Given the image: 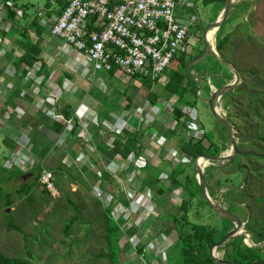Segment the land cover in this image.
I'll return each instance as SVG.
<instances>
[{"label":"rangeland","instance_id":"1","mask_svg":"<svg viewBox=\"0 0 264 264\" xmlns=\"http://www.w3.org/2000/svg\"><path fill=\"white\" fill-rule=\"evenodd\" d=\"M12 1L18 5L16 8H20L21 13L23 12L21 19L16 21L20 26L26 17L30 20L36 15L38 9H55L57 6L56 2L52 3L54 0ZM182 1L183 3L187 1V4L190 3L193 7L187 9L186 4L176 3L173 15L175 18L186 22L192 14L196 15V21L193 22L195 31L189 33L186 39L191 48L186 53L195 57L206 48L202 38L203 28L220 15L224 4L220 7L217 4L205 5L202 0ZM247 1L250 2L233 0L228 16L220 25L215 27L212 44L218 56L226 63L233 65L240 76L236 85L224 91L218 102L215 101V106L219 107L220 113L222 112L233 126L238 153L232 160H212V163L205 166L203 170V181L205 191L216 205L230 210L234 208L235 212H238L243 223V229L247 232V237L242 233L234 238L241 239L248 246L258 247L264 254V239L258 241L255 234L253 236L251 232L245 229V225L250 222V215L255 217L256 214H259L257 211L262 209L261 205L256 204L253 199L260 193L264 195V189H262L264 175L260 179V183L257 184L258 186L253 187L254 183H257V181L254 182L257 180L254 177L256 172L249 171L252 174H250L247 182L244 180L243 171V169L248 171L247 164L249 162L255 163L256 166L262 165L261 157H264V144L258 140L260 135H264V106L259 104L260 102L264 103V0ZM23 5L27 6L23 7ZM39 20L37 17L36 21L39 22ZM211 31L212 28L204 30L205 38H210ZM42 32H44L43 35L47 34L46 30ZM222 37H226L227 41L222 50L218 52L215 44ZM33 39H36L35 35H33ZM182 52H177L174 55L164 70L163 76H168L169 71L177 67V58ZM51 53L42 55L46 57L47 64H45V69L40 75L46 71H51L53 75L55 74L53 78L58 79L64 69V63L60 58H48ZM214 59L211 62L212 58L208 54L196 63L197 65L203 64L202 68L205 73L200 75V94L193 107L197 111L196 123L204 131L203 133L208 132L210 134L219 153L227 154L232 151L227 130L210 112L204 100L213 93L210 85L213 88H220L232 83L235 80V73L218 61L216 57ZM195 70L197 68H194L191 73L195 74ZM70 72L72 77L69 80L66 78L58 82L56 111L62 109L63 105L68 102L73 103L74 107L78 106L83 102L86 93H90L93 98L96 96L97 99L105 98V107L108 106L110 97H105V90L94 87L96 84H92L93 81L83 77L78 69H71ZM95 75L103 79L108 78L101 71H97ZM40 79L41 76L33 79L30 87L26 88L32 87L33 90ZM115 84L121 94L119 103L122 106L121 110H125L127 122L122 134L137 129L135 116L140 121V127L143 128L146 127L143 122L144 118L147 119L150 115L160 119L161 116L162 118H169L166 115L170 112L167 103L163 105L159 116L152 114L153 108L150 107L152 104H158L159 101L165 100L167 102L169 99V94L161 89L163 87L161 84L151 90L143 84H131L126 78L117 80ZM47 87L42 85L41 92H48ZM123 90H125L124 93L121 92ZM152 91L158 97L154 99V102L150 101L152 98L149 92ZM38 97L39 95L30 96L32 109L36 108L33 101ZM193 97V93H189L184 101H190ZM128 100L129 104L124 108ZM255 101L259 103L257 104ZM44 103L48 105V102ZM179 105L183 106L182 102ZM254 106H256L257 112L254 111ZM89 108L94 113L98 111L97 100ZM82 111L84 109L81 107L75 108L73 115L81 123L85 122V137L81 141H70L74 144V150L70 148L69 155L62 161H57L54 158V151L58 147L55 148L53 142L61 141L60 144L64 145L66 135L69 134L67 131L60 138L58 137L59 139L52 137L51 140H47L45 135L35 128L28 132V137L34 143V153L35 149L39 150L42 144L53 145L50 150L51 162L47 163L48 165L43 164L44 166H51L44 169H53L59 196L43 195L42 187L37 186L31 191V207L25 199L15 198V202L6 208L2 196L12 191L22 181L20 179L10 181L4 187L0 183L1 252L9 257L25 258L32 264H110L108 255L110 250L105 240L103 219L99 216L100 210L105 206L110 208L114 218L117 219L119 216L126 219L123 224H119L123 233L119 237L120 247L117 264H168L166 255L174 257L177 253L179 231H189L190 225L194 223L209 225L215 228L217 236L220 235L223 226L222 220L227 218L220 217L209 210L201 201L200 189L195 187V184L198 183L196 159L200 155L192 159L178 149L180 138L186 140L197 138L187 133L186 125L178 122L173 129L169 130L165 127L166 125L170 126V123L165 124V122L155 119L151 122L150 128L152 130L142 133L141 148L136 159H134L133 151L128 152L125 160L109 159L101 156L100 149L103 147L89 156L83 153L84 146L87 139L90 141L93 139L95 145L96 142L97 144H106L117 115L111 113L112 118H114L112 121L99 117L86 121ZM4 112L1 110L0 114V164L2 165L8 155L2 153V149L5 148L2 140L4 136L3 127H5L7 119ZM29 113L28 110L19 119L31 118ZM13 141L18 148H21V144L17 140ZM205 145L208 144L205 142ZM127 146H130L129 143ZM67 147L68 145L63 149L67 150ZM183 156L186 160L182 159ZM131 162L133 165L136 164V176L139 183L155 175L158 169L161 170L159 173L168 175L172 171L171 166L180 163L183 165V180L188 181L192 186L194 196L187 195L183 187L178 185H172L164 195H161L158 190V183H153L149 189L142 188L137 181L136 184L130 183L127 179V173L133 168L132 164L129 165ZM16 168L22 170L21 167ZM85 168L90 169L93 173H96L94 170L99 168L106 169L116 177V180H103L102 184L106 189L103 190V195L98 197L94 191L96 183L92 182V176L89 172L84 171ZM251 182L252 185L249 188L252 195L247 199H238L236 195L239 190ZM136 187L137 189L139 187L140 195L136 193V196H133V189ZM95 199L101 201V206L95 204ZM183 202L186 205L189 204L185 211L186 221L180 220L184 213L181 210ZM249 204H251V208L248 206ZM69 220H71L69 233L65 234L63 228ZM10 224H14L20 229L10 227ZM233 225L232 222L229 225V230ZM139 244H144L142 253L137 250ZM231 249L232 245L224 246V243H221L217 245L215 254L223 257L225 251Z\"/></svg>","mask_w":264,"mask_h":264},{"label":"built area","instance_id":"2","mask_svg":"<svg viewBox=\"0 0 264 264\" xmlns=\"http://www.w3.org/2000/svg\"><path fill=\"white\" fill-rule=\"evenodd\" d=\"M53 2H56V0ZM176 3L181 4L183 1L67 0L59 12L52 9H38L36 17H39L40 25L52 37H58L64 41L62 46L64 54L68 56L73 54L78 57L81 75L90 80L96 79L94 84H96L98 89L105 90L107 93L110 88L102 80L103 78L95 75L97 71L106 74L112 71L113 76L118 77V79H129L131 84L141 85L140 79L148 78L153 81V89L158 84L163 86L166 83L167 77L162 74L174 55L177 52H188L191 50L186 39L189 33L195 31L193 22L196 21V15L192 14L187 22L175 18L173 10ZM183 4H186L187 9L193 7L192 4H187V1ZM9 7H13L11 2H6V5H0V45L9 43L8 39H6L12 28V20L7 15ZM18 15H21V11L16 9V18ZM5 50L8 49H3L0 53L3 57L5 56ZM24 66L27 69L26 79L33 80L40 76L41 79L38 80L33 90L32 87L30 89L21 86L16 87V93L23 103L15 109L17 116L20 117L27 112L29 105L24 102L26 98L39 95L33 101V105L43 106L47 116L52 120L61 122L63 130L69 133L73 128L75 119L67 118L59 111H56L58 97L56 91L59 87L53 78L55 74L53 75V72L50 71L46 79H44L45 73L38 75L40 62H35L32 66ZM15 73L16 68L10 62H5L0 67V79L12 81ZM42 85L48 86L47 88L49 89L45 93L44 98H40ZM210 87L213 86L210 85ZM1 92L2 89L0 88ZM199 92L197 88L196 93L198 95ZM175 101L176 97H173V99H168L167 102L163 100L150 106L153 108L152 114L159 116L163 105L167 103L170 109V112L166 114L169 116L168 119L162 118V116L160 119L150 115L147 119L146 117L144 118L143 122L146 127L143 128L140 127V121L135 116L136 125L145 131H150L152 130L150 128L151 122L156 119L165 122V124L170 123V126L166 125L165 128L173 129L178 123L177 119L172 116ZM44 102H48V105H45ZM83 102L77 108L81 107L84 109L82 115L85 116V120L96 119L97 111L94 113L89 108V106L94 104L95 98L91 97L90 94H86ZM30 104L32 105V100ZM85 105L88 107V112ZM124 112L125 110H118L112 113H115L114 115H117V118L114 121L113 128L110 130V138L106 142L108 145H112L114 139L122 135L124 126L127 124ZM182 112L187 116L185 120L187 133L197 137L196 139L201 138L204 131L196 123V109L193 106L183 105ZM112 119L114 120V118ZM76 121L80 128L77 134L84 139L86 124L85 122L81 123L79 120ZM89 141L90 139H87L83 153L90 156L93 154L94 148ZM18 143L21 144L20 151L8 155L4 160L3 166L5 168L21 167L22 170L26 171L33 164V143L24 130H21ZM136 158L134 155V159ZM182 159L186 160L184 156ZM136 170V164H134L132 170L130 169L127 173V179L130 183L136 184ZM94 171L96 175L100 176V170L96 169ZM38 182L52 197L59 196V189L56 187L54 174L51 170L43 169ZM159 183L168 189L173 185L169 182L167 174L162 172L159 174ZM94 189L98 197L103 195V190L97 185L94 186ZM136 193H140L137 187L133 189L132 195L136 196Z\"/></svg>","mask_w":264,"mask_h":264},{"label":"trees","instance_id":"3","mask_svg":"<svg viewBox=\"0 0 264 264\" xmlns=\"http://www.w3.org/2000/svg\"><path fill=\"white\" fill-rule=\"evenodd\" d=\"M10 0H3L2 4L6 5V2H9ZM67 0H56L57 8L52 9L53 11L59 12L61 8L66 4ZM225 0H202V3L205 5H212L217 4L218 6H222L224 4ZM245 3H249L250 1L244 0ZM13 7H9V10L7 12L8 17L16 22L19 19L16 18V5L15 3L11 2ZM27 5H23L25 7ZM26 10V8H25ZM24 11V10H23ZM25 12V11H24ZM36 15H34L30 20H25V24L22 26V31L19 33L21 35V39L17 40L19 46L22 48L23 52L22 54L15 59L14 66L18 70L15 73L14 76V84L15 87L13 89H10L8 92V95L4 101L3 111H6V107L8 105H14L16 97H18L16 93V87H30L32 84L31 79H26V72L27 69L24 65L32 66L35 62H40V67L38 70V75H40L45 69V62L41 60L40 58V52L41 49L38 45V42H33L29 36L28 30L33 29L37 35H40L42 31H45L44 28L40 25L39 22L36 21ZM211 29V28H209ZM227 41L226 37H222L219 39L216 44V50L220 52L223 48V45ZM204 52V51H203ZM202 52V53H203ZM222 56V55H221ZM194 56L189 55L186 53V51H183L178 55L177 58V67L173 68L169 71V75L167 76V81L161 87L162 90L165 91V93H168L169 96L176 97V101L174 104L172 116L177 119L178 122L185 125V120L187 116L182 112V106L179 105L180 102H182V105L187 104L188 106H194L196 102V98H198L197 91V80L200 79V75L204 74L205 71L203 70L202 66L203 64H196L193 63L189 67V71L185 70L187 63L193 58ZM211 62H213L215 59L212 57ZM223 57V56H222ZM216 64H218L215 61ZM201 67H200V66ZM193 68H197L195 70V74H192L191 71ZM216 72V71H215ZM112 71L108 73L110 77V85L109 91L105 93V97H110L108 106L105 107V98H99L98 100V111H97V118H103L106 120L112 121L111 113L121 110L122 106L119 103V99L121 97L120 92H118V88L116 87L117 80L113 79ZM214 73V72H213ZM49 76L48 71H46L44 75V79H46ZM72 77V73L67 70L63 69L61 73L60 79H70ZM219 79V77H218ZM141 84L148 87V89H152L153 81H151L148 78H141L140 79ZM115 86V87H114ZM159 87V86H157ZM209 88V87H207ZM99 91V90H98ZM125 90L121 91L124 93ZM103 93V92H102ZM193 93L194 97L190 101H184L185 98H187V94ZM90 94V93H89ZM113 94V95H112ZM112 95V96H111ZM150 97L152 100L151 102H154L155 98H158L156 94L152 91L149 92ZM148 95V96H149ZM188 100V99H187ZM77 101V100H76ZM79 102V101H78ZM179 102V103H178ZM257 104L258 101H255ZM129 104V100L127 101V104L124 106L127 107ZM260 105L264 106V103L260 102ZM5 107V108H4ZM76 107H74L73 103H65L63 105V108L59 110L61 114H63L67 118H73L75 119L73 115V111ZM254 111L257 112L256 106L253 107ZM31 118H24V119H16L13 115H9L6 119L7 126L3 127L4 129V136L2 138L3 145L5 149H7V152H11L16 148V143H14L13 140H16L17 133H14L13 130H18V128L22 127L25 128L27 131L26 133L35 128L38 131L42 132L43 135L47 138V140H51L52 137H55L56 135L60 134V132L63 129V124L59 121L50 119L42 110H36L34 115L29 114ZM135 118V117H134ZM41 126H45V128L48 129V131L41 129ZM223 127V126H222ZM224 128V127H223ZM2 129V130H3ZM78 129L79 125L77 124V121L75 119L74 125L72 130L67 135V139L70 141H81L82 137L78 136ZM145 131L144 129H141L140 127H137V129L133 132L126 131L122 135L117 136L112 145L106 144H97L94 143L93 140L89 141L90 145L93 146L94 152L98 151L100 147H103L100 149L101 156H105L109 159L115 158V159H122L125 160L128 152L133 151L135 154V157H138L139 149L141 148V137L142 133ZM20 132V130L18 131ZM258 140L261 141L264 144V135H260L258 137ZM53 141V140H52ZM205 142L208 145H205ZM54 143V142H53ZM127 143H129L130 146H127ZM34 147V143H33ZM53 145H45L42 144L41 147H39V150L35 149V153L33 152V164L27 169V171L19 170L16 167L13 168H5L2 164H0V183L4 187L6 183L10 181H17L21 180V184L17 185L12 191L7 192L3 198L4 207L8 208L15 202V198L18 199H25L30 207L32 206V196L31 191L37 186H41V192L43 195L50 196L49 192L38 182V178L40 176L41 171L46 168L47 166H44V160L48 157V153L52 149ZM178 149L181 153L184 155H187L191 157L192 159L202 155V154H218V148L214 145V143L211 140L210 134L203 133L201 138L193 140L190 139H184L180 138L178 141ZM34 151V148H33ZM238 153V152H237ZM182 154V155H183ZM241 154V153H240ZM8 156V155H7ZM262 165H255V163L249 162L247 164V170H244V180L248 182V178L250 177L249 171L256 172L254 174L255 179L254 182L257 181V183H254L253 187L258 186L257 184L260 183V179L264 175V157H261ZM207 160H205L206 162ZM133 165V162L129 163V165ZM255 165V167H254ZM172 171L167 175L168 180L173 185L182 186L183 189L186 191V194L189 196H194L192 193L193 189L192 186L188 183V181L183 180V165L180 163H177L175 165H172ZM53 172V169H50ZM100 170V176L96 175V173H93L90 171V169L85 168L84 171H87L90 173V176H92V182L96 183V185L101 188L102 190L106 189L103 183V180H116V177L109 171L98 169ZM159 171L157 170L156 174L153 175L150 178H147L146 180L142 181V183H139L138 178L137 182L139 185L142 186V188L149 189L153 183H158L159 187L158 190L161 195H164L166 191L169 189L166 188L164 185L159 183ZM184 181V183H183ZM252 185L248 183L244 187H242L239 192L237 193L236 197L238 199L242 198H249L252 195V191L249 188V186ZM261 187V184L259 185ZM195 187L199 188L198 183L195 184ZM262 189H264V186H262ZM138 190L139 187H138ZM140 192V191H139ZM202 201V200H201ZM253 201L256 204H260L261 208L257 212L259 214H256L255 217L253 215H250V222H248L245 225V229L252 233L253 236H257V240H263L264 239V195L261 193L258 194ZM203 203V201H202ZM95 204L97 206H101V201L99 199H95ZM188 204V203H187ZM204 204V203H203ZM188 205H186L185 202L181 204V210L184 212L180 220L186 221V215L185 211L188 209ZM251 208V204L248 205ZM234 209V208H232ZM233 214V213H232ZM234 215V214H233ZM99 216L103 219L104 224V230H105V240L109 247V258H110V264H117V257L119 252V237L123 233L121 230L119 224H123L126 219L123 217H119L116 219L111 214V210L109 207L105 206L103 209L100 210ZM223 226L220 231V235L217 236L215 228L206 225V224H191L189 231H179L178 233V250L176 255L173 257H169L166 255V262L168 264H220L216 261H214L209 252H208V246L209 244L214 241L215 239H218L225 235L227 231H229V225L232 224V222L228 219L222 220ZM71 225V220L67 222L64 225V233H69V228ZM10 227H13L15 229H20L14 224H10ZM255 234V235H254ZM232 245V249L230 251H225L222 259L232 263V264H263L264 263V254L263 252L258 248L254 246H248L243 243L241 239L231 238L228 241L224 243V246ZM139 253H142L144 250V244H139L137 248ZM0 264H32L29 260L21 257H9L6 256L3 252L0 251Z\"/></svg>","mask_w":264,"mask_h":264},{"label":"crops","instance_id":"4","mask_svg":"<svg viewBox=\"0 0 264 264\" xmlns=\"http://www.w3.org/2000/svg\"><path fill=\"white\" fill-rule=\"evenodd\" d=\"M9 2H13V1L10 0ZM18 10H21V9L18 8ZM22 14H23V12L21 13V15H18L17 19H19V18L21 19V17L23 16ZM25 20L26 19H24V22L22 21V26L25 24ZM11 23H12V28H11L10 32L8 33V35L6 37V39H8V42L9 43L6 44V45H5V43H2L0 45V53L3 51V49H6V48L8 49V50H5L6 52H5V56L4 57L0 55V67H2L3 63H5L4 60H6V62H10L14 66L15 59H17L22 54V52H23L22 48L19 46V44L17 42V40H20L21 39V35L19 33L22 31V26L18 25V23L14 22V21H11ZM28 33H29V36H30V38H31V40L33 42H38V45H39V47L41 49L40 58H41V60H43L45 62V64H47L46 57H44L42 55H46V54L48 55L50 52H52L51 55L48 56V58H53V59L54 58L55 59H59L60 58V60L62 59L63 60V63H64V67H63L64 69H67L69 71L71 69H76V70L78 69V71L80 70L79 69L80 66H79V59H78V57H76V55H73V54L70 55V56L64 54V52L62 50V46H63V42L64 41L62 39L55 38V37L53 38L47 31H46L47 34L45 33L46 35H43L44 32H42L40 35H37L33 29H29L28 30ZM33 35H35L36 39H33ZM41 36H43V37L40 40V37ZM42 57H44V58H42ZM17 70H18V68L16 69V71ZM193 70H194V68L192 69V71ZM49 72L50 71H48V73ZM106 75H107L108 78H110L108 74H106ZM60 77H61V75L59 76L58 79H54L57 84H58L59 80H61ZM100 78H102V77H100ZM108 78H105V79H102V80L107 85H110V83H109L110 80ZM113 78H115V80H119L118 77L113 76ZM6 80L5 79H0V88L2 89V92L0 93V114H1V110H3L4 101H5V99H6L7 95H8L9 90L10 89H13L15 87V84H14L13 79H12V81L7 80V85H6ZM91 81H93L92 82V84H93V83L96 82V79L95 80L93 79ZM9 84H10V86L12 85V87L8 86ZM94 87H96V86H94ZM108 87H111V86H108ZM199 91H200V88H199ZM86 94H89V93H86ZM45 95L46 94L44 92H41L40 93V98L41 97L44 98ZM173 97L174 96L171 95V96H169V99H171V98L173 99ZM29 100H32V98L28 97L24 101V102H27L28 103L27 105H29V107H28V110L30 111L29 114L34 115L35 111L38 110V109L39 110H42L45 113L43 106H40V107L39 106H36V108L32 109L31 108V104H30L31 101L29 102ZM95 100H97V99H95ZM97 103H98V100H97ZM20 104H23L22 101H21V99H19V97H16L14 105H8L6 107V111L4 112L5 115H6L5 117L8 118L9 115H13L16 119H19V117L17 116V113L15 112V109ZM28 110H27V112H28ZM5 126H7V123L5 124ZM41 129L48 131V129L45 128V126H41ZM19 130H20V132H21V130H24L25 132L27 131L25 128L23 129L22 127L21 128L19 127L18 130H13L14 133H17V136H15L17 141H18V136L20 134V132H18ZM65 132L66 131H64L62 129V131L60 132V134L56 135L54 138L57 137V139H59L62 136V134L65 133ZM60 142L59 141L58 142H54L55 148L58 147L57 149L54 148L55 149V151H54V158H56L57 161H62L65 157H67L69 155V149L70 148H72L74 150V144H72L71 142H69V140L67 139V135H66V139H65V142L66 143H64V145L61 143L62 144L61 145ZM66 145H68L67 150L63 149V147L65 148ZM18 151H20V148H18L17 146L10 153L7 152L5 150V148L2 149V153H4V154L7 153L8 155H10L12 153H16ZM50 155H51V152H49L48 157L44 160V163H46V165H48L47 163H50L51 162ZM47 167H51V166H47ZM23 171H25V170H23Z\"/></svg>","mask_w":264,"mask_h":264},{"label":"water","instance_id":"5","mask_svg":"<svg viewBox=\"0 0 264 264\" xmlns=\"http://www.w3.org/2000/svg\"><path fill=\"white\" fill-rule=\"evenodd\" d=\"M2 2H3V0H0V5L2 4ZM232 2H233V0H225L223 9H222V12L220 13V15L203 28L202 38L205 41L206 48H205L203 53H200L197 56L193 57L186 65V70L189 71V66L192 63L199 61L200 59H202L203 57H205L206 55L209 54V55L216 57V59L218 61H220L221 63H223L227 67H229L231 69V71H233L235 73V80L232 83L223 85L220 88H212L211 87L213 93L210 95V97L208 99L204 100L207 103L210 112L214 115V117H216L218 119V121L221 123V125L227 130V133H228L229 139H230V143H231L232 151L230 153H227V154H223V153L202 154V155H200V157L198 159H196V161H197L196 162V164H197L196 177H197V182H198L200 192H201V200L203 201L204 205L209 210L218 214L220 217L229 219L231 222L234 223L233 227L229 231H227V233L225 235H223L222 237H220L218 239H215L208 246V252H209L211 258L220 264H232V263L222 259L221 257H219L215 254V249H216L217 245L221 244V243H225L229 239L237 236L238 234H242V233L244 234L247 232L246 231L243 232L244 231L243 230V223L239 217L238 212H235L234 209L230 210L229 208H226V207H220L218 205H216V206L211 205V202L209 201L210 198H209L207 192L205 191V185H204V181H203V170H204L205 166L212 163V160H218V161L232 160L237 155V139L235 136V131L233 129V126L231 125V123L229 122L227 117L224 114H222V112L220 113V109H219V112L216 113L214 106H215V101L216 102L219 101L220 96L224 91L231 89L232 87H234L236 85L240 76H239L237 69L233 65L226 63L225 61H223L218 56V54L214 50L212 44L205 38L204 30L220 25V23L228 16L230 9H231ZM199 83H200L199 80H197L198 90L200 88ZM206 158H210L211 161L208 163H205ZM228 213H233L236 216V221H234L232 218L228 217L227 216Z\"/></svg>","mask_w":264,"mask_h":264},{"label":"bare ground","instance_id":"6","mask_svg":"<svg viewBox=\"0 0 264 264\" xmlns=\"http://www.w3.org/2000/svg\"><path fill=\"white\" fill-rule=\"evenodd\" d=\"M215 30H216V28H215V27H212V31H211L210 38L206 37V39H207L211 44H213V36H214ZM214 108H215L216 113H218V112H219V107L214 106ZM229 153H230V151H229ZM205 160H207L205 163H208V162L211 161L210 158H206ZM209 201L211 202V205H212V206H216V204H215L211 199H209ZM227 216L230 217V218H232L234 221H236V216L233 215L232 213H228ZM243 230H244V229H243ZM243 232H245V230H244ZM244 234H245L246 237H247V233H244Z\"/></svg>","mask_w":264,"mask_h":264}]
</instances>
